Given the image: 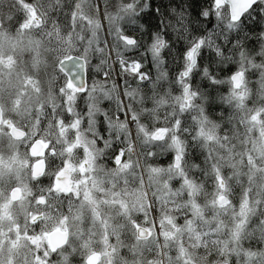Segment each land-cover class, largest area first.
Here are the masks:
<instances>
[{"label":"clouds","instance_id":"1","mask_svg":"<svg viewBox=\"0 0 264 264\" xmlns=\"http://www.w3.org/2000/svg\"><path fill=\"white\" fill-rule=\"evenodd\" d=\"M0 264H264V0H0Z\"/></svg>","mask_w":264,"mask_h":264}]
</instances>
